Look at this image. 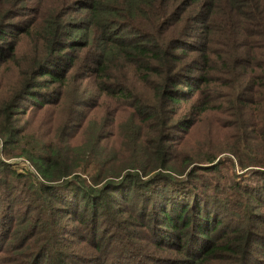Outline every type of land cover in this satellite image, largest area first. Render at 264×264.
<instances>
[{
  "label": "trees",
  "instance_id": "16d2710c",
  "mask_svg": "<svg viewBox=\"0 0 264 264\" xmlns=\"http://www.w3.org/2000/svg\"><path fill=\"white\" fill-rule=\"evenodd\" d=\"M0 82V264H264V0H0Z\"/></svg>",
  "mask_w": 264,
  "mask_h": 264
},
{
  "label": "rangeland",
  "instance_id": "374dc122",
  "mask_svg": "<svg viewBox=\"0 0 264 264\" xmlns=\"http://www.w3.org/2000/svg\"><path fill=\"white\" fill-rule=\"evenodd\" d=\"M1 84V82H0ZM188 108L185 106L184 110ZM232 118L226 115H221L217 113H209L206 117L200 120L191 131L185 136V147L191 149V151H198L199 149L202 152H205L204 147H207V152H210V155H214L217 151L223 153L225 149H228L229 142V131L227 130V122L231 121ZM178 139H182V136L179 134ZM183 151V150H182ZM230 156L227 154H222L216 158L217 160L224 161L222 176L229 175L231 172L228 168L231 166L227 161ZM236 171L232 174L239 175L241 172L237 168Z\"/></svg>",
  "mask_w": 264,
  "mask_h": 264
}]
</instances>
